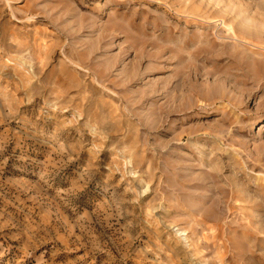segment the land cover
<instances>
[{
	"label": "rangeland",
	"instance_id": "rangeland-1",
	"mask_svg": "<svg viewBox=\"0 0 264 264\" xmlns=\"http://www.w3.org/2000/svg\"><path fill=\"white\" fill-rule=\"evenodd\" d=\"M0 264H264V0H0Z\"/></svg>",
	"mask_w": 264,
	"mask_h": 264
}]
</instances>
